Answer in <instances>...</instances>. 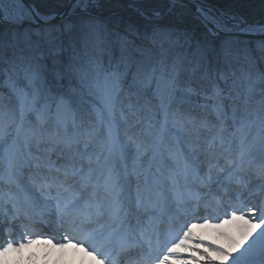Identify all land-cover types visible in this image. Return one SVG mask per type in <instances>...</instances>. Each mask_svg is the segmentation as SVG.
<instances>
[{
    "label": "snow or ice",
    "instance_id": "snow-or-ice-1",
    "mask_svg": "<svg viewBox=\"0 0 264 264\" xmlns=\"http://www.w3.org/2000/svg\"><path fill=\"white\" fill-rule=\"evenodd\" d=\"M63 2L78 23L52 29L55 17L25 0H0V74L7 76L0 78V264L49 235L100 264H264V71L248 49L239 77L213 66L232 67L240 42L231 34L264 35V24L230 25L198 7L210 36L225 38L216 45L184 34L194 65L185 71L200 72L194 87L175 62L146 67L132 59L142 49L131 27L114 34L121 48L114 66L94 56L81 62L74 45L66 60L51 40L43 49L53 31L107 32L89 11L100 0ZM165 11L172 9L154 16ZM257 49L264 62V41ZM178 92L180 102L190 93L204 97L198 117L173 107ZM197 220L232 225L221 233L229 245L195 233Z\"/></svg>",
    "mask_w": 264,
    "mask_h": 264
},
{
    "label": "rangeland",
    "instance_id": "rangeland-1",
    "mask_svg": "<svg viewBox=\"0 0 264 264\" xmlns=\"http://www.w3.org/2000/svg\"><path fill=\"white\" fill-rule=\"evenodd\" d=\"M49 1L54 2V0H49ZM130 1L133 2V4H131L130 6L135 7V10L137 12L136 14H133L134 16L131 17V19H134V20L136 19L135 22L139 23V26H136L132 23L122 25L121 24L122 22L119 20L120 16L116 20H110L109 19L110 16H106L105 14H103V10L105 11V9H103V1L100 0L99 5L93 6L92 8H90L89 11L93 17L98 18L101 25L106 26L107 32H105L103 28L97 31H93L88 28H84V29L76 28L70 34L67 32H63V31L61 32L53 31L50 37L42 38V48L46 50L48 46L47 41L51 40L53 43L59 44L61 46V49H62L61 59L66 60L68 56L71 55L72 53L71 45H74L75 50L78 53L81 62L87 61L89 57L94 56L99 61H101L105 67H107L109 64L114 66L121 60L120 44L114 34L117 32L122 35L127 34L128 29L131 27L137 33H139L138 37H132V38L135 39L136 46L142 49V51L131 52L132 59H134L135 61L144 63L146 67H151L153 65L158 66V62L160 61H163L169 67L174 62L176 64L177 62H179V66H181L180 79L187 81L191 78L193 82V86L195 87L196 79L200 75V72L198 71L196 74H192L189 71H185V69H190L191 67L194 66L193 64L190 63V61L192 60L193 48L189 47L188 44L185 43V38H184V34L190 33V29L188 30L189 31L188 32L186 30H181L179 28H176L175 24L177 23L175 22V19L173 18H176L175 16L177 14H174L172 11L171 12L165 11L164 13L160 15V17L157 18L154 16V11H152L151 9H148L149 10L148 14H146L145 12H142V10L139 9L140 6L142 9L143 8L147 9V4H142L141 2L142 5L140 4L138 7L135 4L137 0H130ZM142 1H152V0H142ZM55 2H58V1L55 0ZM199 2H201L202 6L205 7L204 9L206 11H208L209 13H213L215 15L223 16L231 24L234 22H242V24H248V25L264 24V8L262 9L263 10L262 15L256 19L252 18V20H245V18H241L237 14L238 18H241L244 20L238 19V20L231 21L229 20L230 17L226 16L223 9L214 10V8H212L211 6L204 4L202 0H199ZM39 3L43 4L45 2H41V0H39ZM30 4H33V3L30 2ZM33 5L32 7H34ZM174 5H179V4H174ZM181 6L183 5L179 6L181 11H184L183 7L186 8V6H183V7ZM161 7H165V5ZM176 7L178 8V6ZM116 10L120 11L119 13L121 12L124 14L126 13L122 9L119 10L118 8H116ZM187 15L190 18L193 16V15L190 16V14H187ZM66 21L78 23V19L76 17L70 16L68 19H65L61 23L57 25H53V26H48V27L52 29H55L56 27H62V25ZM197 21L199 23H197L198 25H195V27H197L198 30L205 28L203 26V23L200 22L199 19H197ZM23 27H28V25L25 24L23 25ZM32 27H35V26L32 25ZM7 28L8 26H5L3 30H7ZM194 31H196V29H194ZM201 32H202L201 35H198L200 39L198 38L196 39L198 40L208 39L216 45H219L220 41L225 38V36L212 37L208 33V30H201ZM145 33L148 34V37H149L148 39H144ZM33 39H36V37H33ZM235 39L238 40L240 43L236 46V51L234 52V59H233L232 67L228 68L222 64L216 65V63L214 62L213 66L216 68L217 75L219 74V72L224 71L229 74L235 73L236 76L239 77L243 72L247 71L248 64L245 59L246 53L244 49H248L251 51V56L256 60L257 68H259L261 71H264V62H262L259 59L261 53L257 49V43L259 41H264V40L263 39H253V40L249 39L248 41L247 39H242L241 37H235ZM250 41H253V42H250ZM36 55L39 56V52H37ZM124 55L128 56L129 52H124ZM40 59L42 60L43 63L51 67L52 60L50 57H48L47 55H43L40 57ZM129 71L130 73L134 72L135 66L133 65V67L130 68ZM0 78L6 79L7 76L6 74H0ZM3 91L5 92V95H7V91L6 90H3ZM180 95L181 93L178 92L177 93L178 99L173 103L174 108L178 107L181 111V107L187 108L191 106L190 108H192L193 110L202 111L199 107H197V105L204 103L202 100H199L200 95L190 93L189 100L184 101V102H180V99H179ZM197 96L199 98L191 101L193 97H197ZM122 99H123V103L126 105L128 103V99L123 98V97ZM132 99L134 100L135 98L133 97ZM149 99L151 100L152 105L158 107L159 105L158 100L152 97H149ZM5 102L7 103L9 101H5ZM188 114L193 115L191 111H188ZM196 115L198 117L200 114H196ZM193 116H195V114ZM209 118H213V117H209ZM193 223L196 224V226L194 227L195 228L194 232L200 235L201 237H203L204 239L210 242H213V243L224 245V246L229 245V242H227V239L221 235V232H220L221 228L214 226L218 224L219 221H213L207 225H205L203 221H194ZM223 227L226 228V225H224Z\"/></svg>",
    "mask_w": 264,
    "mask_h": 264
},
{
    "label": "trees",
    "instance_id": "trees-1",
    "mask_svg": "<svg viewBox=\"0 0 264 264\" xmlns=\"http://www.w3.org/2000/svg\"><path fill=\"white\" fill-rule=\"evenodd\" d=\"M31 3L35 4L36 7L39 9V11L42 13H44L45 15H52L57 13L61 8H63L67 3L63 2V0H57L58 2H48L49 0H41V2H45L43 4L39 3V0H29ZM103 1V9H105V11L103 10V14H105L106 16H110L109 19L110 20H116L119 16V20L122 22V25H126V24H134L136 26H139V23H136V19H131V17H133V14H136V10L135 7H131L130 5L133 4V2H131L130 0H102ZM205 2H209L214 4L217 7H220L224 10L226 16H229L227 18H229V20L234 21V20H244L241 18H245V20H252L258 18L259 16L262 15L263 13V8H264V0H204ZM139 2V3H138ZM147 4V9H142L141 6L139 7V5L141 4ZM140 10H142V12H145L146 14L149 13L148 9H151L152 11H157L160 9L161 6H163L159 0H152V1H142V0H137V2L135 3ZM141 4V5H142ZM172 6V7H171ZM178 6V8L176 7ZM180 5H174V4H168L165 7H171L172 12L174 14H177L175 17L173 18L175 19V22L177 24H175L176 28H179L181 30H186L188 31L190 29V33L196 38L200 39L198 37V35H201V30H206L204 28H202L201 30H198L197 27H195V25H198L197 23H199L197 21V17H195L193 15V12L189 9V8H184L183 6V10L181 11ZM176 7V8H175ZM46 8V9H44ZM116 8H118L119 10L122 9L124 10L126 13H119L120 11L116 10ZM177 9V10H176ZM148 10V11H147ZM184 12V13H183ZM42 13V14H43ZM164 13V12H162ZM161 13V14H162ZM172 13V15H173ZM187 14L193 15L191 18L188 17ZM237 14L241 17L238 18ZM233 19H232V18ZM134 20V21H133ZM200 21V19H199ZM201 22V21H200ZM138 24V25H137ZM171 24V23H170ZM7 26V25H5ZM174 27V26H172ZM196 29V31H194V29ZM194 31V32H192ZM189 32V31H188ZM249 41V40H248ZM253 42V41H250Z\"/></svg>",
    "mask_w": 264,
    "mask_h": 264
},
{
    "label": "bare ground",
    "instance_id": "bare-ground-1",
    "mask_svg": "<svg viewBox=\"0 0 264 264\" xmlns=\"http://www.w3.org/2000/svg\"><path fill=\"white\" fill-rule=\"evenodd\" d=\"M26 1L30 4L29 0ZM48 2L51 3L52 1H48ZM193 2L197 3L202 9L205 8L202 6L199 0H193ZM202 2L204 4L211 6L212 8H214V10H218V9L222 10V8L217 7L212 3H207L204 0H202ZM67 5L68 4H66L64 7H66ZM33 6L41 15L43 16L45 15L43 12L42 14L39 11V9L36 7L35 4ZM63 8H61L60 10H62ZM191 11L193 12V15L195 17L199 18V16L193 10ZM209 14H213V13H209ZM53 15L54 14L45 15V16L51 17ZM215 16L219 17V15H215ZM227 22L230 23L228 20ZM203 26L205 27L204 24ZM204 29L208 30L207 27H205ZM216 37H219V35ZM254 190L255 189H253V191ZM231 230H233V226L226 225V228L221 227L220 232L222 233L223 231H231ZM2 264H100V262L95 256H92L89 253L85 252L83 247L76 246L75 243L68 244L67 247L65 248H60L56 244H52V243L46 244L44 243V241H38L37 243H34L28 248H25L22 252H12L7 254L5 258L3 257Z\"/></svg>",
    "mask_w": 264,
    "mask_h": 264
},
{
    "label": "water",
    "instance_id": "water-1",
    "mask_svg": "<svg viewBox=\"0 0 264 264\" xmlns=\"http://www.w3.org/2000/svg\"><path fill=\"white\" fill-rule=\"evenodd\" d=\"M25 4L29 5L32 7L31 4H29L26 0H25ZM175 4H179V5H183L186 6L187 8L193 10L198 16L199 13L197 12V8H201L197 3L193 2V0H177V2ZM71 12V8L69 7V5H67L66 7H64L62 10H60L59 12L55 13L53 16L51 17H55V19H50L49 20V24L48 26L57 24L61 21H63L64 19L68 18L70 15H68ZM43 23V22H41ZM35 26V25H33ZM208 27H211V25H209ZM225 35L224 33H220L219 36H223ZM234 35L235 37H242V38H247V39H263L264 35L261 34H254V35H246L243 33H236V34H231Z\"/></svg>",
    "mask_w": 264,
    "mask_h": 264
}]
</instances>
